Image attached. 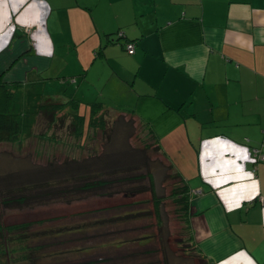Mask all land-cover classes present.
<instances>
[{
	"label": "crops",
	"instance_id": "1",
	"mask_svg": "<svg viewBox=\"0 0 264 264\" xmlns=\"http://www.w3.org/2000/svg\"><path fill=\"white\" fill-rule=\"evenodd\" d=\"M0 81L41 83L84 118L93 102L132 112L191 192L197 251L264 264V160H252L264 156V0H0ZM118 198L22 211L31 220L12 226L54 225L27 227L35 236L2 263L131 264L141 227L109 223Z\"/></svg>",
	"mask_w": 264,
	"mask_h": 264
},
{
	"label": "trees",
	"instance_id": "2",
	"mask_svg": "<svg viewBox=\"0 0 264 264\" xmlns=\"http://www.w3.org/2000/svg\"><path fill=\"white\" fill-rule=\"evenodd\" d=\"M106 112L103 103L93 102L88 106L84 118L78 113V104L73 100L64 104L46 101L41 83L22 86L19 82L0 81V148L2 145L14 146L15 155H20L22 143L35 136L34 127L41 117L46 118L44 121L48 126L54 124L58 116L66 115L77 141L96 130L102 134L105 129L112 131L106 127L103 119ZM116 116L115 124H123L129 132L137 127L139 132L144 133L148 145L143 148L146 150L149 147L156 152L168 170L167 176L172 175L175 180L170 193L165 196L157 194L152 173L146 170L143 173H130L138 169L135 159L129 155L130 151L94 153L78 161H48L42 169H15L13 174L0 176V264L10 260L15 245L26 244L35 236L27 227L42 226L43 222L54 225L53 219H47L4 226L3 217L58 203L69 204L91 194L107 198L119 195L125 200L111 208L121 212L109 223L125 221L133 226L140 225V233L132 234L128 241L133 249L129 256L131 264H172L173 261L182 260L190 264H213L205 260L194 244L189 220L191 192L159 146L153 131L147 124L137 122L130 111ZM255 152L252 158L256 159ZM139 164L142 165V161ZM62 227L65 226L57 225V232L65 231ZM41 234L46 237L54 233Z\"/></svg>",
	"mask_w": 264,
	"mask_h": 264
},
{
	"label": "rangeland",
	"instance_id": "3",
	"mask_svg": "<svg viewBox=\"0 0 264 264\" xmlns=\"http://www.w3.org/2000/svg\"><path fill=\"white\" fill-rule=\"evenodd\" d=\"M69 83H74V79H70ZM46 94V90H44L43 98L45 99ZM45 119H43V117L38 119L37 125L34 127L33 131L35 136L22 143L20 155H15L13 149L15 148L14 146H1L0 176L7 175L8 173L13 174L15 169L18 168H22L23 171L35 167L42 169L45 167L44 164L48 161H53L54 163H59L65 159H75L78 161L80 159H85L87 156H91L94 153L100 155V153L108 151L117 153L130 151L129 155L135 159L134 163L137 164L136 166L138 168L137 170L134 169L130 171V173H143L145 170L152 173L155 183V191L158 195L165 196L169 194L171 186L175 185L173 176H167L168 170L163 161L158 159L156 152L149 147L148 149L146 148V150L143 148L145 145H148L144 133L139 132L137 127L132 130V132H129L123 124H115L117 119L116 115L108 112L104 113L103 119L106 127L112 129V131L105 129V132L102 134L100 131L96 130L88 137H82L78 141L74 138L72 129L69 125V118L66 115L58 116L55 123L48 126L46 121H44ZM42 135H44L43 138ZM140 153L143 154L140 155ZM143 155H145V157ZM141 161L143 163L142 165L139 164ZM143 197L144 196H139L138 198ZM124 202L125 200L123 198H118L114 201H108L107 205ZM104 203L105 202H103V204ZM36 217L38 216H33V218ZM31 218L32 216H29L24 212H19L3 217L2 224L11 225L15 222L19 223L31 220ZM172 238L174 239L175 237ZM172 264L190 263L182 260L181 262L173 261Z\"/></svg>",
	"mask_w": 264,
	"mask_h": 264
},
{
	"label": "built area",
	"instance_id": "4",
	"mask_svg": "<svg viewBox=\"0 0 264 264\" xmlns=\"http://www.w3.org/2000/svg\"><path fill=\"white\" fill-rule=\"evenodd\" d=\"M118 36H121V34L119 33ZM124 50L127 54H131L133 52V44L129 43V44H126L125 47H124ZM264 147V145H263ZM255 152V151H254ZM256 157L257 160L259 161H263L264 160V156L263 155H258V156H254ZM253 161H255V158H252ZM260 201V205L262 207H264V199L260 198L259 199Z\"/></svg>",
	"mask_w": 264,
	"mask_h": 264
}]
</instances>
